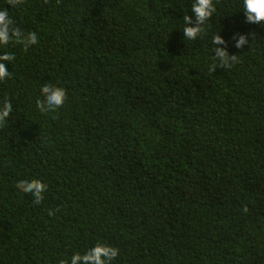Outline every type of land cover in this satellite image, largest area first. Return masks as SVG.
Here are the masks:
<instances>
[{
  "label": "trees",
  "instance_id": "16d2710c",
  "mask_svg": "<svg viewBox=\"0 0 264 264\" xmlns=\"http://www.w3.org/2000/svg\"><path fill=\"white\" fill-rule=\"evenodd\" d=\"M213 3L194 41L180 32L190 0H23L12 12L38 42L8 47L0 83L13 104L0 264H58L97 242L119 249L112 264H264V27L243 23L240 0ZM218 31L255 36L210 71ZM49 81L67 99L42 112ZM24 176L47 183L40 205L15 187Z\"/></svg>",
  "mask_w": 264,
  "mask_h": 264
},
{
  "label": "clouds",
  "instance_id": "9594fccd",
  "mask_svg": "<svg viewBox=\"0 0 264 264\" xmlns=\"http://www.w3.org/2000/svg\"><path fill=\"white\" fill-rule=\"evenodd\" d=\"M6 4L9 11L3 9ZM0 5V83H4L11 78V73L6 70L7 65H11L15 60V54L7 51L10 45H20L25 51L38 42L35 32L22 31L16 26V20L12 12L23 7V0H4ZM240 7L243 15V23L264 27V0H240ZM189 11V9H188ZM216 9L213 0H190V15L182 16L183 26L180 32L183 40L194 41L201 36L204 25L215 13ZM255 36L253 32H234L226 39L220 31L211 36V53L216 62L210 71H215L216 67H228L235 59V54L229 52V47L236 50L249 46L250 41ZM67 99L66 89L51 81L43 83L39 88V96L36 104L43 111H55L61 108ZM13 113L12 101L7 97L0 99V126L9 123L10 115ZM15 187L22 193L31 195L34 205H40L48 191V185L41 178L24 176L16 181ZM49 215H53L49 211ZM119 255V249L103 242L87 248L82 254L74 251L70 257L61 259L58 264H112Z\"/></svg>",
  "mask_w": 264,
  "mask_h": 264
}]
</instances>
